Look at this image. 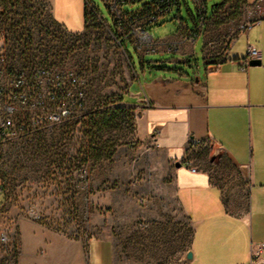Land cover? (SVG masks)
I'll use <instances>...</instances> for the list:
<instances>
[{
	"label": "rangeland",
	"instance_id": "1",
	"mask_svg": "<svg viewBox=\"0 0 264 264\" xmlns=\"http://www.w3.org/2000/svg\"><path fill=\"white\" fill-rule=\"evenodd\" d=\"M82 1L94 5L113 26L103 0ZM223 1L209 0V12ZM141 5L126 8L130 11ZM187 5L195 11L192 0ZM183 9L182 18L190 21ZM20 29L29 32L32 43L45 44L53 61L85 75L87 108L61 124H46L30 136L0 137L4 225L17 221L20 234L21 224L29 222L85 245L90 240L109 241L114 264L180 263L190 249L193 226L165 189L166 197L158 200L160 185L148 166L161 163V158L151 155V144L137 136L140 108L132 104L138 98L128 95L142 92L145 85L144 80H136L140 64L135 49L144 56L156 51L157 43L150 42V47L144 42L143 47L127 41L122 45L107 27L96 22L90 25V17L83 33L68 35L53 24L47 4L0 0V45L6 34L16 32L10 36L15 37ZM83 29L81 25L67 32ZM210 44L207 55L212 52ZM202 48L203 40L198 39L195 53L201 66ZM193 157L208 168L216 160L231 168L209 146ZM143 209L149 210L148 221L140 219ZM32 214L41 218L35 220Z\"/></svg>",
	"mask_w": 264,
	"mask_h": 264
},
{
	"label": "crops",
	"instance_id": "2",
	"mask_svg": "<svg viewBox=\"0 0 264 264\" xmlns=\"http://www.w3.org/2000/svg\"><path fill=\"white\" fill-rule=\"evenodd\" d=\"M38 1L47 4L56 27L69 33L68 28L83 25L81 32L69 34L85 31L82 0ZM258 3L259 17L252 18L250 9ZM240 6L246 12L231 25L224 24L214 8L211 13L207 8L203 20L196 7L195 11L185 8L190 23L182 18L183 9L179 15L186 27H200L194 39L185 37L178 14L171 13L147 28L157 50L141 56L135 49L140 64L136 80L145 82L142 92H128L138 98L132 104L140 108L137 136L151 144V155L161 158L148 171L156 174L160 185L159 202L166 197L165 189L193 226L188 250L192 259L186 260L185 255L178 264H264V0H242ZM250 19L253 25L239 32L240 22ZM230 32L237 37L224 51ZM198 39L203 40V66L195 53ZM209 42L223 54L207 55ZM249 45L261 51V65L243 71L239 61L246 57ZM193 140L219 148L231 168L219 160L208 168L193 157L198 172H192L183 162ZM149 217V210L143 209L141 221ZM18 264L114 261L109 241L90 240L85 245L24 222Z\"/></svg>",
	"mask_w": 264,
	"mask_h": 264
},
{
	"label": "built area",
	"instance_id": "3",
	"mask_svg": "<svg viewBox=\"0 0 264 264\" xmlns=\"http://www.w3.org/2000/svg\"><path fill=\"white\" fill-rule=\"evenodd\" d=\"M103 1L112 16L113 26L104 21L94 5L86 2L91 16L90 25L93 22L102 24L120 41L129 40L133 45L141 44L143 47L145 42L151 47L150 42L154 40L146 27L161 22L171 13L178 14L179 28L185 32V37L194 39L200 31L198 26L194 30L188 29L180 18L179 14L183 7L188 8L187 0ZM241 1L224 0L221 4L215 5L217 16L224 24L231 25L235 17H242L245 14L246 9L240 6ZM192 2L198 15L205 17L209 0ZM141 3L142 5L135 10L129 11L126 8ZM260 11L261 5L258 3L250 9L252 18L259 17ZM253 23L251 19L241 21L238 31H247ZM15 33L6 34L3 44L0 45V137L5 138L30 136L46 124H61L87 108L88 82L85 75L73 66L53 61L46 45L32 43L28 31L20 29L17 36L10 37ZM236 37V33L228 34L224 42V51L234 43ZM210 47L212 51L210 57L223 54L216 51L214 43L210 44ZM261 58V51L249 45L246 57L239 61L241 69L248 70L251 61H261ZM208 146L211 147L208 142L196 140L190 142L188 156L183 163L192 172H198L193 156L198 150ZM212 154L222 156L219 148H212ZM32 217L35 220L41 218L40 215L33 214ZM18 226L17 221L8 227L5 226L0 216V264H18L20 253Z\"/></svg>",
	"mask_w": 264,
	"mask_h": 264
},
{
	"label": "trees",
	"instance_id": "4",
	"mask_svg": "<svg viewBox=\"0 0 264 264\" xmlns=\"http://www.w3.org/2000/svg\"><path fill=\"white\" fill-rule=\"evenodd\" d=\"M214 6V7H213ZM212 7L215 9V5H213ZM186 8V7H185ZM89 17H90V22H91V16H90V13L88 12V9H87V7H86V4H85V7H84V18H85V24H86V26H85V29L87 28V25H88V19H89ZM200 17V16H199ZM206 17V16H205ZM204 17V18H205ZM202 18V17H201ZM223 22V21H222ZM150 26V25H149ZM149 26H147L146 27V30H147V28L149 27ZM113 31V30H112ZM127 41H129V40H121V42H122V45L123 44H125ZM130 42V41H129Z\"/></svg>",
	"mask_w": 264,
	"mask_h": 264
},
{
	"label": "water",
	"instance_id": "5",
	"mask_svg": "<svg viewBox=\"0 0 264 264\" xmlns=\"http://www.w3.org/2000/svg\"><path fill=\"white\" fill-rule=\"evenodd\" d=\"M261 65V61L260 60H254V61H251L250 63V66L251 67H257V66H260ZM181 164L178 163L177 166H180ZM186 260H191L192 259V253L191 252H188L186 254Z\"/></svg>",
	"mask_w": 264,
	"mask_h": 264
}]
</instances>
